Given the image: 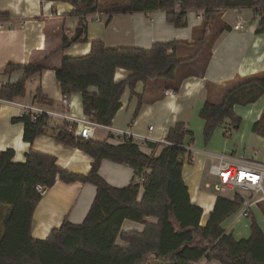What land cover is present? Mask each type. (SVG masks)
<instances>
[{"label": "trees", "instance_id": "obj_1", "mask_svg": "<svg viewBox=\"0 0 264 264\" xmlns=\"http://www.w3.org/2000/svg\"><path fill=\"white\" fill-rule=\"evenodd\" d=\"M74 9L83 33L87 30L88 16L97 12L108 15L135 14L166 10L167 21L177 28L188 26L191 10L202 16L204 37L202 48L212 46L213 40L230 27L217 29L213 39L208 31L220 16L230 9H251L255 33H264V0H64ZM178 7V9H176ZM0 17H3L0 14ZM83 33L64 36L61 45L50 55L27 64L10 62L3 74L24 70V76L14 84L0 86V97L19 99L27 94V81L48 68L51 55L64 51L72 44L89 41ZM189 41H158L149 48L108 47L102 40L91 42L90 52L80 56H64L55 69V78L62 94L80 93L83 114L103 123H112L122 107V96L129 89L131 97L138 98L134 119L145 101L136 93L139 82L146 87L157 79L171 81L184 62L178 52ZM190 59V60H189ZM205 55V65L208 62ZM129 71L126 79L115 80L117 69ZM95 87L96 91L91 88ZM166 87H172L168 84ZM221 102L206 101L199 112L204 120V133L210 139L218 127L239 128L242 118L235 112L236 105L256 103L264 95V73L247 78H236L223 88ZM33 99L42 105H51L41 88ZM14 120L25 124L23 138L33 142L48 132L61 143L79 148L92 157L88 174L71 172L57 163L56 156L33 148L26 153L24 162L14 160L15 151H0V264H193L201 259L216 260L220 264H264V231L253 218L251 235L236 239L227 233L223 223L238 213L241 200L218 195L207 222L202 224L204 209L191 199L183 177L186 162L193 159L187 138L193 133L179 122L170 127L166 139L172 144L162 146L159 154H148L132 140L111 143L94 139L76 138L66 124L48 125L45 118L33 120L21 116ZM253 131L264 137V111L253 125ZM194 138H192L193 141ZM151 148L160 144L149 142ZM104 160L125 165L134 170L131 182L123 187L110 185L100 174ZM58 180L81 181L96 187L93 203L81 223L64 220L52 229L45 240L32 236L34 211L44 193ZM43 189L39 191L37 186ZM144 192L140 197V188ZM8 207L7 213H1ZM264 213V209H262ZM155 217L157 222H146ZM252 217V214L251 216ZM249 217V218H250ZM125 220L144 223L142 231L122 233ZM118 238L127 245L117 243Z\"/></svg>", "mask_w": 264, "mask_h": 264}, {"label": "crops", "instance_id": "obj_2", "mask_svg": "<svg viewBox=\"0 0 264 264\" xmlns=\"http://www.w3.org/2000/svg\"><path fill=\"white\" fill-rule=\"evenodd\" d=\"M73 9L74 6L64 0H0V14L3 15L0 17V23L4 25L3 30L0 31V86L7 83L14 84L24 76L23 69L14 71L10 75L3 74L6 64L10 62L27 64L41 60L61 45L64 36L71 37L69 29L78 25L79 22L78 17L70 14ZM166 12V10H156L114 15L106 24L103 18L105 16L101 21L95 20L99 23H94V19L89 20L87 30L83 33V37H87L89 41L74 43L67 50L51 55L48 68L29 79L26 96L16 100L24 103L37 102L33 99V95L38 88H41L42 92L53 101V104L47 106L61 108L62 92L55 78V69L60 66L64 56H80L89 53L93 40H102L108 47L149 48L158 41H189L201 26V11L191 10L189 12V14L195 12L196 17L189 20L186 28H177L169 23ZM228 17L234 20L230 21ZM238 17L244 22L243 28L235 29ZM225 25L230 28L214 38L212 46L207 49L208 62L205 65L204 57L201 71H199L201 66L193 64L192 59L186 61L187 64L184 62L183 67L182 65L178 67L181 71L178 81L165 80V82L156 84L157 80H154L146 87L139 82L135 91L143 94L145 101L135 119L134 113L138 98L131 97L127 89L122 96V107L114 117L112 124L160 139L166 135L170 127L179 122L185 123L188 128L187 123L192 120L193 116L199 115L206 101L220 102L221 99L217 98L224 96L223 88L229 81L264 73V33H255L257 20L254 22L253 11L251 9L226 10L220 16L216 26L217 29H221ZM209 37L213 39V36L209 35ZM128 75V70L119 68L116 71L115 80H124ZM175 77L177 79V76ZM168 84L172 87H166ZM208 84L211 89H208ZM168 89L173 90L176 97L167 95L166 90ZM91 90L96 91V88L93 87ZM70 97L73 102L71 111L76 115H83L81 94L72 93ZM238 106H235V112ZM247 106L249 117L246 129L239 132L237 143L228 147L226 154L243 155L246 158L264 162V137L253 131V125L264 111V95L256 103ZM20 115L21 109L18 106L0 102V151L13 149L15 151L14 160L24 162L26 153L33 148L36 151L56 156L58 165L71 172L84 175L89 173L93 162L92 157L75 146L59 142L50 132L39 136L33 144L26 142L23 138L24 122L14 120ZM150 126H153L152 132L149 131ZM94 140L119 142L109 138V134L102 129L96 131ZM141 146L144 152L155 155L159 154L162 147L159 145L151 148L148 144ZM189 147L192 149L190 144ZM193 162H195L194 159L189 162L186 169L185 165L188 162L184 164L183 177L188 185L192 201L204 209L202 224H205L218 195L206 196L201 191L199 180L202 173ZM99 172L110 185L116 187L128 185L134 176L132 168L108 160L102 162ZM207 184L210 187V184ZM143 192L144 189L141 187L140 197ZM95 195L96 187L91 183L81 181L67 183L58 180L44 193L34 211L32 236L45 240L52 229L59 227L66 219L73 223H81ZM261 211L255 208L252 216L255 220H257L256 216L261 218L262 224L259 225L264 231V213ZM146 222L156 223L157 218L148 217ZM144 227V223L125 220L122 233L142 231ZM225 229L227 233L232 232L236 239L238 235H251L250 226H242L238 230H228V227ZM117 243L127 245L120 238ZM194 264H220V262L201 259Z\"/></svg>", "mask_w": 264, "mask_h": 264}, {"label": "built area", "instance_id": "obj_3", "mask_svg": "<svg viewBox=\"0 0 264 264\" xmlns=\"http://www.w3.org/2000/svg\"><path fill=\"white\" fill-rule=\"evenodd\" d=\"M106 14L97 12L90 14L88 20L101 21ZM201 15V13H200ZM242 22V19H240ZM237 22L235 29L243 28V24ZM4 25L0 23V31ZM166 94L176 97V93L168 89ZM61 108L45 106L38 102H19L16 99H7L0 97V102L9 103L18 106L21 109V116H29L33 120L45 118L48 125L66 124L69 132L73 133L76 138L94 139L96 131L102 129L109 134V138L122 142L132 140L140 145H147L149 142L158 143L161 146H168L172 143L166 139V135L160 139H155L150 134L144 135L136 133L130 129L120 128L112 123H103L94 119V111L91 115H76L71 110L73 102L70 94H62ZM149 131H153L150 126ZM216 162L209 166L208 172L211 176L216 177L219 184L224 188L231 189L241 200V206L237 217L249 218L253 208L260 202H264V162L246 158L243 155L233 156L226 153L214 155ZM207 186H209L207 184ZM41 191L43 187L37 186ZM260 195V197H258ZM194 264V263H193Z\"/></svg>", "mask_w": 264, "mask_h": 264}, {"label": "rangeland", "instance_id": "obj_4", "mask_svg": "<svg viewBox=\"0 0 264 264\" xmlns=\"http://www.w3.org/2000/svg\"><path fill=\"white\" fill-rule=\"evenodd\" d=\"M190 14H188V20L196 17L195 12L194 13L192 12ZM107 16L108 15H105V17H103L105 20L104 24H106V22L108 21L109 17H107ZM219 19H218V21H219ZM238 19L240 20L239 17L237 18V20ZM228 20L232 21L234 19L228 17ZM239 20H238V22H239ZM94 23H99V22L94 20ZM240 23L243 24L244 22H241V20H240ZM216 24H217V22H215L212 29L208 31L207 36L208 35L216 36V32H217ZM200 25L203 26V21H201ZM78 27L79 26L76 25V26L70 28L69 29L70 30L69 36L75 35ZM186 27H188V26H186ZM203 34H204V30L202 31V28H199L198 30H196L195 33L193 34V37L189 40V42L191 44L184 45V46L180 47L179 52H178L179 56L183 59H187V57H189L190 55L193 56L195 53L198 54L196 57L191 58V60L192 59L194 60L192 62H193V64H196V66H199V65L201 66L199 68V71L202 70L203 59H204L205 55H207L206 48H202V46H201L202 45L201 40L204 37ZM67 49H65V50H67ZM187 63L188 62H185L184 64H187ZM184 64H182V67L184 66ZM196 73H198V71ZM175 76H177V79L175 77L173 80L178 81L179 77L181 76L180 68L177 69ZM173 80H171V81H173ZM160 82H165V79H163V78L157 79L156 84H158ZM152 86H155V85H152ZM208 89H211L210 84H208ZM217 99L218 100L221 99L220 100V102H221L223 97L217 98ZM218 100H213V101H218ZM215 103H219V102H215ZM247 108H249V107L239 105L238 108L236 109L237 115H239L242 118V123H241L239 128H235V127L230 126L229 127L230 130H228L225 128V126L218 127L214 131V133L210 139H207L205 137L204 120L201 117H199L198 114L193 116L191 118L192 120L187 123L188 128L193 133V136L190 135L188 137L187 143L190 144L192 149H193V150L191 149V153H192L193 159L195 160V162H193L194 166L197 165V167L200 168L199 170L202 173L200 180H199V186H200L201 191L206 196L207 195H223V196H227L230 198L234 196L235 192L231 189L224 188L222 185H220L218 179L209 174L208 169L212 163L216 162V158L214 155L227 153V148L232 147V145L237 143V141H238L237 136H238L239 132H242L243 129H246L247 119L249 117ZM152 123H154V122H152ZM192 138H194L193 141H192ZM188 165H189V163H186L185 169L187 168ZM207 183L210 184V187L206 185ZM258 197H260V195ZM0 207H2V206H0ZM256 208L264 209V202H260L256 206ZM7 209H8V207H3L1 209V213L4 212L3 216L6 215ZM254 209L255 208H253V211H254ZM0 217H2V216H0ZM256 219H257V222L261 225L262 224L261 218L256 216ZM252 221H253V216L250 218H247V217L238 218L237 214H236L234 216H231L227 220H225V222L223 223V227H226V228L228 227V230L229 229H237L238 230V229H241L242 226H247V227L251 226ZM236 237H237V239H242V238L249 237V235H247V234L238 235Z\"/></svg>", "mask_w": 264, "mask_h": 264}, {"label": "water", "instance_id": "obj_5", "mask_svg": "<svg viewBox=\"0 0 264 264\" xmlns=\"http://www.w3.org/2000/svg\"><path fill=\"white\" fill-rule=\"evenodd\" d=\"M82 33H83V28L82 27H78L77 30H76V38L79 37Z\"/></svg>", "mask_w": 264, "mask_h": 264}]
</instances>
